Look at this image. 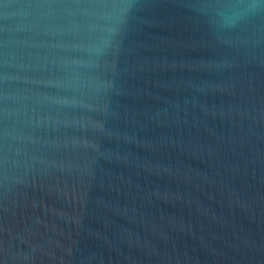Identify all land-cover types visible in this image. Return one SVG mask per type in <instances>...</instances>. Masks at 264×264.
Masks as SVG:
<instances>
[{
  "label": "water",
  "instance_id": "95a60500",
  "mask_svg": "<svg viewBox=\"0 0 264 264\" xmlns=\"http://www.w3.org/2000/svg\"><path fill=\"white\" fill-rule=\"evenodd\" d=\"M0 264H264V0H0Z\"/></svg>",
  "mask_w": 264,
  "mask_h": 264
}]
</instances>
